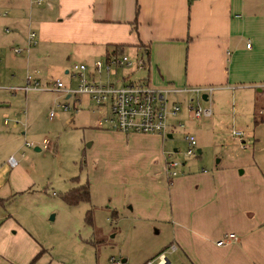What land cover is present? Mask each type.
Here are the masks:
<instances>
[{"label":"crops","instance_id":"obj_1","mask_svg":"<svg viewBox=\"0 0 264 264\" xmlns=\"http://www.w3.org/2000/svg\"><path fill=\"white\" fill-rule=\"evenodd\" d=\"M0 2H5L2 8L7 10L0 15L5 18L0 20L3 33L11 35V53L4 54L12 73L21 78V85L13 88L23 85L27 73L39 84H48L51 78L47 79L46 71L45 79L39 77L37 62L46 65L45 70H59L70 56L67 53L62 57L68 47H80L77 53L84 61L79 63L91 67L88 74L92 73L88 59L91 55L104 60L117 47L121 53L132 50L145 57L147 76L142 80L151 87H213L214 93L240 90L253 100L254 110H264L262 0H44L43 5L29 0ZM251 16H255L256 28L245 40L242 27ZM29 31L35 33L37 47L25 58L14 56L13 48L23 49ZM23 52L27 53L21 51L18 56ZM1 56L3 52L0 59ZM116 72L113 77H117ZM127 77L121 75L120 85ZM71 80L74 79L70 78V84ZM13 88L5 91L12 95L21 93L24 98L53 92L24 94L12 91ZM63 97L65 101L72 98ZM178 97L173 101L181 109V103H187L185 109L192 119L187 110L190 96ZM216 100L220 102L219 98ZM97 111L94 108L91 113ZM177 116L170 118L174 120L169 123L171 130L180 123ZM211 117L203 118L208 119L209 136L211 131L216 133ZM244 117L246 121L237 118L236 129L230 131L232 150L221 155L210 172L192 173L193 166H183L182 175L168 181V189L160 182H130V209L136 212L144 231L157 227L156 235L162 234V229L170 233L169 240L149 251L141 264L172 245L174 253H179L187 264H264V113L258 119L251 113ZM191 121L201 125V119ZM233 132L242 135L237 138ZM147 137L162 144L165 140L158 135ZM167 138L172 139L173 133ZM160 150L165 166L164 149ZM198 152L202 154L201 149ZM8 160L0 163V264H29L40 253H36L38 244L28 232L20 230L5 204L14 195L28 191L31 180L25 169L16 163L10 166ZM17 232L30 242L27 251H20ZM222 240L227 242L217 246ZM43 258L34 264H42Z\"/></svg>","mask_w":264,"mask_h":264},{"label":"rangeland","instance_id":"obj_2","mask_svg":"<svg viewBox=\"0 0 264 264\" xmlns=\"http://www.w3.org/2000/svg\"><path fill=\"white\" fill-rule=\"evenodd\" d=\"M2 7H5V2H0V15L7 13ZM254 17L251 16L250 22L242 27L245 40L250 39L256 28ZM4 19L0 16V20ZM8 33H3L0 22V52H3L0 59V104L8 106L0 107V163L12 158L16 165L27 171L31 180L28 191L14 195L5 204L20 230L28 232L38 244L36 253H40L31 264L41 256H44L42 264L49 261L50 264H108L109 257L128 259V264H141L149 251L169 240L170 233L162 229V234L156 235L157 227L144 231L143 223L130 209V182L142 185L146 181L160 182L168 189V181L180 177L183 166H193L192 173L210 172L221 155L233 148L230 131L237 127L235 120L240 118L245 122L244 116L250 113L258 119L264 113L262 108L254 110L253 100L242 95L240 90L218 91L212 101L200 100L202 108L211 106L213 111L209 120H214L211 126L216 133L211 131L210 136L208 119H201L198 126L197 121L188 117L187 103L184 102L176 118L183 128L176 126V130L170 129L173 138H166L163 144L151 141L147 135L127 136L112 129L97 128L95 122L103 111L98 109L92 114L94 106L83 95L65 101L59 93L38 92L24 98L21 93L12 95L5 91L21 85V78L12 73L8 56L4 54L12 50L8 48L11 37ZM34 40L35 45L27 48V53L12 54L25 58L38 45L36 35ZM79 50V46L66 48L62 57L67 53L70 56L64 59L59 70H45L46 65L37 62L35 69L39 77L58 78L68 85L70 78L64 75V70L73 63L84 61L78 56ZM124 53L131 59L140 55L132 50ZM95 57L91 55L88 58L91 65L96 59L103 61ZM90 71L91 67H87L85 75ZM145 71L131 75V70L124 68L117 69V77L106 76L103 71L99 75L93 72V75L101 83L116 79L120 85L121 75L129 76L126 82H136L146 78ZM71 84L74 85L75 81L71 80ZM217 98L220 102L216 103ZM173 99L176 97L170 96L169 102H174ZM64 103H68L70 108L62 112L59 106ZM72 103L76 111L72 109ZM193 105L197 106L196 101ZM49 113L53 114L51 120L48 119ZM3 120H7V125L2 124ZM173 121L171 119L168 123ZM188 134L193 135L197 142L192 156L186 155L188 146L184 138ZM43 141L46 142L44 148ZM34 148L39 151H34ZM161 148L164 149V159L168 163H176L168 175L164 170ZM199 149L202 154H199ZM83 192L86 199L82 197ZM66 197H79L80 200L70 204ZM16 239L19 250L27 251L30 242L18 232ZM167 257L170 264H187L179 253L168 252Z\"/></svg>","mask_w":264,"mask_h":264},{"label":"built area","instance_id":"obj_3","mask_svg":"<svg viewBox=\"0 0 264 264\" xmlns=\"http://www.w3.org/2000/svg\"><path fill=\"white\" fill-rule=\"evenodd\" d=\"M35 5H40L44 0H29ZM34 33L28 32L26 35L25 48H13L14 54H19L21 51H26L30 46L35 45ZM247 47H250L247 44ZM147 61L144 56L136 55L134 59L128 57L125 53H110L103 61L96 60L92 64V73L85 75L87 67L82 63H74L67 70L66 74L69 78L75 80V84L65 85L58 79L51 80L48 84L41 85L35 80L31 74H26L24 83L21 87L13 88L12 91H21L24 94L34 91H53L59 92L64 96L77 97L83 95L87 101L91 102L94 108L103 110V115L97 119V128L112 129L123 134H142V135H158L162 139H166L171 133L172 127L168 121L172 117H176L181 111L180 104L177 102H169L170 96L188 95L187 110L194 120L209 118L212 116L211 107L202 108L199 101L205 96L206 101H210L212 94L216 90L213 87H196V88H153L144 80L136 82H125L122 85H117L114 82L101 83L99 79H95L93 72L100 74L102 71L107 75H114L117 69L124 68L133 72L146 70ZM129 77V76H128ZM127 77V78H128ZM125 78V81L126 79ZM196 101L197 106L193 105ZM78 102V100H77ZM72 107V106H71ZM60 110L65 112L69 110L68 103L59 106ZM74 111L76 109L72 107ZM52 113L48 114L51 119ZM5 122V121H4ZM183 128L181 123L176 125ZM233 135L240 138V132H233ZM185 141L188 146L186 155H195L197 146L196 139L193 135H186ZM46 142L43 141L42 147H45ZM26 145V144H25ZM28 146V145H26ZM8 164L15 165V161L9 158ZM176 163L165 162V172L168 175L169 170L174 168ZM226 240L219 241L217 246L223 245ZM175 247L169 246L166 251H162L154 258L146 261L144 264H170L167 253L174 252ZM108 264H128L122 259L109 257Z\"/></svg>","mask_w":264,"mask_h":264},{"label":"trees","instance_id":"obj_4","mask_svg":"<svg viewBox=\"0 0 264 264\" xmlns=\"http://www.w3.org/2000/svg\"><path fill=\"white\" fill-rule=\"evenodd\" d=\"M116 50H117V47L115 48ZM114 51L115 53H121L120 51ZM85 193L83 192V196L82 197H84L85 198ZM86 199V198H85ZM65 200L68 202V203H70V204H74V203H76L78 200H80V198L78 197V198H76V199H73L72 197H66L65 198ZM36 258H34L30 263H32L34 260H35Z\"/></svg>","mask_w":264,"mask_h":264},{"label":"water","instance_id":"obj_5","mask_svg":"<svg viewBox=\"0 0 264 264\" xmlns=\"http://www.w3.org/2000/svg\"><path fill=\"white\" fill-rule=\"evenodd\" d=\"M206 98H205V96H204V100H205ZM34 151H38V148H34L33 149ZM124 261V260H123Z\"/></svg>","mask_w":264,"mask_h":264}]
</instances>
